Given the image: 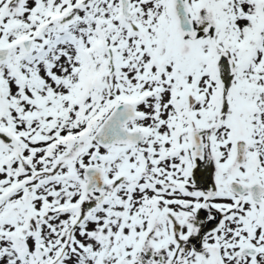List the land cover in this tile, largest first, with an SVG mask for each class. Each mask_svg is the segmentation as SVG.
<instances>
[{"label":"snow or ice","instance_id":"1","mask_svg":"<svg viewBox=\"0 0 264 264\" xmlns=\"http://www.w3.org/2000/svg\"><path fill=\"white\" fill-rule=\"evenodd\" d=\"M0 264H264V0H0Z\"/></svg>","mask_w":264,"mask_h":264}]
</instances>
